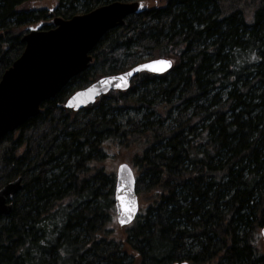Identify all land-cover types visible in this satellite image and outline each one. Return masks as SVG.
Returning a JSON list of instances; mask_svg holds the SVG:
<instances>
[{"label": "trees", "instance_id": "obj_1", "mask_svg": "<svg viewBox=\"0 0 264 264\" xmlns=\"http://www.w3.org/2000/svg\"><path fill=\"white\" fill-rule=\"evenodd\" d=\"M37 1L0 0V80L34 25L48 31L51 18L113 2H140L141 11L106 33L88 70L0 142V187L23 181L0 218V264H264V0L24 8ZM160 58L173 62L169 72L142 73L80 112L65 108L104 75ZM117 155L137 170L146 203L123 235L109 168Z\"/></svg>", "mask_w": 264, "mask_h": 264}, {"label": "water", "instance_id": "obj_2", "mask_svg": "<svg viewBox=\"0 0 264 264\" xmlns=\"http://www.w3.org/2000/svg\"><path fill=\"white\" fill-rule=\"evenodd\" d=\"M141 11L140 2H115L70 20L57 17L48 31L31 28L23 37L25 50L0 80V142L41 113L43 103L55 99L70 81L88 70L91 53L109 31L121 27L128 17ZM170 61L164 71L140 69L154 61ZM173 67L168 59H155L115 75L105 76L71 95L65 108L80 112L111 92H125L142 73L163 75ZM140 69V70H138ZM131 73V75H127ZM123 77V79H121ZM22 178L0 188V218L12 211L11 201L22 190ZM137 179L127 163L115 173L116 220L120 227L132 224L139 213ZM131 209V211H129ZM264 235V230L262 232ZM175 264H189L187 261Z\"/></svg>", "mask_w": 264, "mask_h": 264}, {"label": "rangeland", "instance_id": "obj_3", "mask_svg": "<svg viewBox=\"0 0 264 264\" xmlns=\"http://www.w3.org/2000/svg\"><path fill=\"white\" fill-rule=\"evenodd\" d=\"M58 6V0H43V1H37V2H33V3H27L26 5H24V8H26V9H31V10H39V9H51V8H53V7H57ZM82 15V14H81ZM56 18H51L50 19V21L52 22V23H54V20H55ZM35 27H37V25H34L32 28H35ZM149 59V58H148ZM148 59H146V60H148ZM100 72H101V70H99ZM102 74H103V72H101ZM107 75H109V74H106V75H104V76H107ZM82 114H78L77 116H76V120L78 121V122H80L81 120H82ZM46 127H48V126H46ZM50 128L48 127V131L47 132H51V130H49ZM122 163H127L129 166H131L132 167V169H133V171H134V173H135V176L137 177V175H138V172H137V170L135 169V167L131 164V163H129V162H127V161H125L124 160V157L122 156V155H117L116 156V158L114 157V159L113 160H111L110 161V165H109V168L110 169H112V171H113V173H116V169H117V167H118V165H120V164H122ZM1 188V187H0ZM136 189H137V191L139 190V186L137 185V187H136ZM138 194V193H137ZM138 199H139V205H140V208L142 209L145 205H146V203H144L143 201H141L142 199H140V197L138 196ZM143 202V203H142ZM119 230H123L122 228H120L119 227ZM122 233V235H123V233H124V230L121 232Z\"/></svg>", "mask_w": 264, "mask_h": 264}, {"label": "snow or ice", "instance_id": "obj_4", "mask_svg": "<svg viewBox=\"0 0 264 264\" xmlns=\"http://www.w3.org/2000/svg\"><path fill=\"white\" fill-rule=\"evenodd\" d=\"M170 66H171L170 61L161 60V61H154L150 65H141L140 69H148L151 71H164L167 67H170ZM127 75H131V73H128ZM121 79H123V77H121ZM129 211H131V209H129Z\"/></svg>", "mask_w": 264, "mask_h": 264}, {"label": "bare ground", "instance_id": "obj_5", "mask_svg": "<svg viewBox=\"0 0 264 264\" xmlns=\"http://www.w3.org/2000/svg\"><path fill=\"white\" fill-rule=\"evenodd\" d=\"M113 3H115V2H113ZM65 88H66V87H65ZM65 88H64V89H65ZM64 89H63V90H64ZM6 136H7V135H6ZM4 138H5V137H4Z\"/></svg>", "mask_w": 264, "mask_h": 264}]
</instances>
